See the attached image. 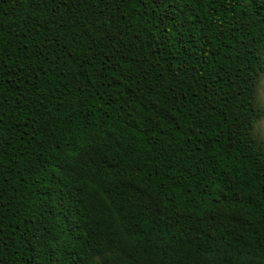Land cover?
<instances>
[{
	"label": "trees",
	"instance_id": "trees-1",
	"mask_svg": "<svg viewBox=\"0 0 264 264\" xmlns=\"http://www.w3.org/2000/svg\"><path fill=\"white\" fill-rule=\"evenodd\" d=\"M260 74L264 0H0V264H264Z\"/></svg>",
	"mask_w": 264,
	"mask_h": 264
},
{
	"label": "rangeland",
	"instance_id": "rangeland-1",
	"mask_svg": "<svg viewBox=\"0 0 264 264\" xmlns=\"http://www.w3.org/2000/svg\"><path fill=\"white\" fill-rule=\"evenodd\" d=\"M253 99L256 106L264 109V74L259 75V82L254 88ZM251 134L260 145L261 149L264 150V114L254 119ZM135 192L144 200L145 204L152 212H159V203L156 202L157 200L154 195L143 189H135Z\"/></svg>",
	"mask_w": 264,
	"mask_h": 264
}]
</instances>
